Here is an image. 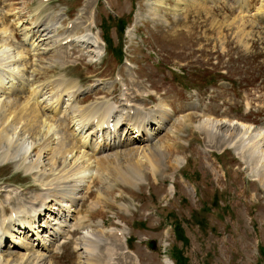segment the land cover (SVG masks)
<instances>
[{"label":"rangeland","instance_id":"1","mask_svg":"<svg viewBox=\"0 0 264 264\" xmlns=\"http://www.w3.org/2000/svg\"><path fill=\"white\" fill-rule=\"evenodd\" d=\"M237 1L0 0V45L6 42L12 48L24 44L25 34L31 37L36 23L50 24L48 17L61 16L62 33L83 9L95 16V21L77 30L76 35L89 36L92 43L101 37L100 42L86 48L75 39L61 46L67 52L64 56L68 66L52 63L51 52L37 53L29 43L24 44L30 52L22 62L24 66L20 63L25 78H34L37 84H43V89L47 85L51 102L54 95L58 98L63 94L56 84L57 77L63 75L82 87L79 103L90 97L81 107L103 100L121 107L124 96L121 101L120 97L125 91L135 99L141 92L138 103L128 96L147 112L157 110L166 115L162 128L154 125L158 129L151 135V142L135 134L138 141L133 140L127 147L121 143L122 148L115 145L98 153L96 146L82 147L75 133L76 123L65 116L67 112L57 113L40 102V111L47 113L49 109L62 121L67 141L79 144L74 154L85 150L91 156L87 162L79 158L75 165L77 176L86 177L79 183L82 186L77 200L71 202L66 197L63 201L60 220L66 225L64 233L55 238V233L39 228L45 216L36 223L40 236L49 245L48 251H40L44 253L42 257L53 264L91 263L85 260L84 249L77 247L78 243L82 246L89 232L98 241L101 264H108L110 250L114 264H179L174 258L177 248L186 258L184 264H264V181L256 176L264 172V159L258 165L251 163L249 155L242 156L234 147L222 143L218 135H211V123L264 127V9L258 11L264 0L235 4ZM120 18L127 21L126 33L118 30ZM244 21L247 27L242 30ZM103 24L110 26L113 46L127 44V59L122 65L106 51ZM1 65L0 72L6 67ZM12 89L3 97L0 92V100L20 99L18 109L28 101L31 91ZM148 94L155 95H149L153 101L147 100ZM63 99L67 102L70 96ZM205 122L209 128L203 126ZM148 144L161 150V159H153L146 149ZM48 152L42 155L46 165L53 162ZM134 163L140 164V174L130 180L126 178L127 167ZM84 170L87 172L82 173ZM34 178L26 169L18 168L15 161L5 162L0 157V218L4 208L6 217L11 218L15 204L10 200L28 203L41 190ZM59 191L45 214L53 213L57 208L53 204L67 192L63 187ZM175 222L181 224L182 240L176 236ZM33 233L14 230L16 242L11 237L2 246L0 264L14 263L29 254L30 247L16 244L19 237L39 251L37 235ZM150 240H154L153 250L147 246ZM127 247L134 256L126 253Z\"/></svg>","mask_w":264,"mask_h":264},{"label":"bare ground","instance_id":"2","mask_svg":"<svg viewBox=\"0 0 264 264\" xmlns=\"http://www.w3.org/2000/svg\"><path fill=\"white\" fill-rule=\"evenodd\" d=\"M240 1L241 0H238L235 4H240ZM262 5L258 11L264 9V5ZM84 11L85 9L80 12L78 19L73 22L72 27L66 28L62 33H60L61 26H59V23L64 22V20L61 19V16L48 17V22L51 21V23L47 25H39L36 23L31 37L29 36L30 34H25L23 40L24 44L29 43L31 47L33 46V49H36L37 53L51 52V57L53 58L52 63H60L63 66L66 65L65 59L67 58V55L65 57L64 54L67 52L60 48L61 46L66 45L63 44L66 39L71 38V42H76V39L86 46V48L95 46V44H97L96 42H98V37L95 38L96 42L92 43L89 36L82 35L80 37L76 35L77 30L88 28V26L92 24V15ZM245 22L246 21L243 23L244 25L242 30H245L247 27ZM35 31H37L36 35ZM8 38H10V36ZM32 38L34 40H31ZM35 38L37 39V43L35 42ZM38 39L41 41L38 42ZM24 44H21V46L18 47L14 46V48H12L11 44L6 42H4L2 46L0 45V64H2L1 66H6L1 71L3 73L0 72V92H3L1 96L3 97V95H7L9 92H12L13 87L16 89L27 88L31 91L29 93L31 95L28 101L18 109L17 100L20 99H17L16 101L14 100L15 102L8 101L9 99L6 100V98L0 100V157L5 162L15 161L18 165V168H24L29 173L33 174L35 177L34 179H36L35 182H38L37 184L42 188L40 191L34 194L33 198L29 200L28 203L18 201L17 198L15 201L10 200V204H15L11 209L12 216H10V219L6 217L7 209L4 208V214L0 218V249L2 246L8 244L5 241L14 235V230H18L19 228V232H24L25 234L26 232L31 231L37 235L40 250H34V247L30 246V242H27V245H25L24 238L19 237L20 240L16 244L19 247H24L26 249L30 247L31 251L29 254L17 259V261H14V263L11 264H23V261L25 264H53L51 261H48L47 258L42 257L44 253H41L40 251H48L49 245H47L45 241H43V237L40 236V229L38 230L35 227L36 223L38 219H40L42 216H45V220H43L44 223L43 225L39 224V228L43 226L47 232H50L51 234L55 233L56 235L53 236L55 238H58L64 233L66 225L60 220L61 211L62 208H64L63 201H65L66 197L70 198L69 200L71 202H75L77 200L78 194L80 193L79 187L82 186L79 185V183L82 182L83 178L86 177V175L82 177L77 176V174H79V170L76 171L77 168L75 169V165L80 161L79 158H82V161L87 162L90 160L89 157L91 156L88 157L86 153L88 151L85 152V150L83 152L78 151L74 154V150L79 144H77L76 140H71L70 143L67 141V134L61 124L62 121L57 118L56 114L52 113L51 115L49 109H47V113L40 111L38 106L40 102L46 103L45 108L53 107L57 113H61L62 111L68 113H65V116H69L75 121V133L78 135L77 139L80 137L79 141L82 144V147L86 146L88 143V135L84 137V134L89 129L96 133L105 131L107 139L109 137L112 139L110 143L107 144V148L103 147L99 149V152L101 153L108 150V148L114 147L115 145H118L116 146L118 149L120 148L122 141L120 137L118 139L117 137L119 134V126L123 123L126 124L128 133L134 134L137 132V138L140 137L141 140L151 142L150 138H153L151 135L156 134L157 129L163 127L161 123L166 121V115L157 110L145 112L141 106L133 103V100L126 94H124V97L122 98L123 104L121 107H117L114 104L103 101L91 104L88 107H79L77 102L79 103L81 98L78 99V94H80L82 87L79 88L76 82H72L70 80L68 81L65 78L66 76L64 77L63 75L59 76V79H56V84L58 85L59 89H61L63 94H58V98L56 97L57 95L55 96L53 94L54 102H51L48 97L47 85L44 84L45 89H43V84H37L34 78H30L28 80L25 78L26 74L20 67V63L24 66V63L22 64V62H26V58L29 56L28 54H30V52L25 49ZM68 44L69 43H67V45ZM53 87L55 89V86ZM64 94H69L73 101H70L69 99L70 102H64V99H62ZM54 103L56 104L55 106H53ZM122 109H124V111H121ZM132 110H134V113H131ZM126 111H129V114ZM96 118H98V122L97 125L94 126V121ZM66 121L67 120L64 119V122ZM207 123L208 122H205L204 125H202L206 128H209ZM156 124H160L158 125V128L154 126ZM210 125L213 130V133H211L212 136L215 137L218 135V138L222 143L229 146L230 148L231 146L234 147L242 156L249 155L248 158L251 163L258 165L259 162L263 161L264 145L262 142L264 139V127L260 129H252L253 127H248V125L245 127H243V125L241 127L239 126L240 124L238 126L235 125L231 127L227 124L224 125V123L221 125L217 123H211ZM80 134L82 136H79ZM146 149H148V151L150 150L149 152L151 153H148L153 156L154 160L155 158H162L161 150L158 147H151L149 145ZM47 150H49L50 153H48L49 156L51 155V160L53 162L49 161V163L46 165L42 159V155L45 154ZM145 151L147 152V150ZM67 152L69 154L66 156ZM36 155L37 158H34ZM79 164L81 165V163ZM139 167L140 164L135 163L127 167L128 177H125L127 179H132V177L139 175ZM85 170L82 171V173H86L87 171ZM39 172H42L41 176L37 175ZM257 173V178H259L261 181H264V172L261 173V171H259ZM61 187H63V189H65L67 192H64L63 198H59L57 203L53 204L57 205L56 210L51 206V209L55 210H53V213L49 211L52 215H54L51 216L54 218H51L50 213L45 214L44 212L49 210L48 208H50V202H53L55 198L57 199L58 195H56V191H59ZM66 194L70 195L67 196ZM51 198L52 201L50 200ZM35 229L37 231H35ZM41 231L43 232L44 229ZM86 234L87 238L86 240L84 238L82 246L78 243L77 247L84 249V258L88 263L95 262V264H101L100 260L102 255L98 254V241L94 240L93 235H91L89 232H86ZM13 238L14 237H12V239ZM112 256V250L107 251V257L109 258L106 261L108 264L115 263Z\"/></svg>","mask_w":264,"mask_h":264},{"label":"trees","instance_id":"3","mask_svg":"<svg viewBox=\"0 0 264 264\" xmlns=\"http://www.w3.org/2000/svg\"><path fill=\"white\" fill-rule=\"evenodd\" d=\"M109 17L113 18L112 15H110ZM114 19V18H113ZM104 27H103V30H104V38L106 40V43H107V46L109 49H111V51L113 52V54L116 56V58L118 59L119 62H122L123 60V46H113V42L110 38V34H109V27L110 26H107L105 24H103ZM126 25H127V21L125 20H122V18L118 19V25L119 26L118 30L119 31H122L124 30L125 31V28H126ZM181 224L179 222H175V232H176V236L178 237V239L182 240L183 238V235H181ZM177 250V251H176ZM182 251V250H181ZM178 248L175 249V252H174V258L177 259L178 263L179 264H184V263H187L186 262V258L183 256V252H181Z\"/></svg>","mask_w":264,"mask_h":264},{"label":"water","instance_id":"4","mask_svg":"<svg viewBox=\"0 0 264 264\" xmlns=\"http://www.w3.org/2000/svg\"><path fill=\"white\" fill-rule=\"evenodd\" d=\"M149 246H150L151 248H153V249L155 248V247H154V240H152V241L149 242Z\"/></svg>","mask_w":264,"mask_h":264}]
</instances>
